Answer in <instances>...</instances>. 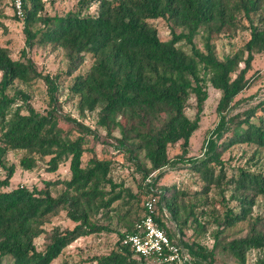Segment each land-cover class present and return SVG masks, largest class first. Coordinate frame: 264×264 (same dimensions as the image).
Here are the masks:
<instances>
[{"label":"trees","instance_id":"1","mask_svg":"<svg viewBox=\"0 0 264 264\" xmlns=\"http://www.w3.org/2000/svg\"><path fill=\"white\" fill-rule=\"evenodd\" d=\"M45 5V0H22L23 16L15 13L25 36L18 58L0 44V169L5 173L0 177V264H51L80 237L111 231L117 234L114 246L94 256L90 264H179L145 258L122 244L126 235L138 230L148 196L156 198L158 225L184 249L187 259L182 264H193V257L195 264H215L219 246L240 264H245L250 250H258L257 264H264V216L252 213L257 198L264 196V170L247 165L229 173L221 158L237 144L255 146V155L264 150V97L230 114L235 97L256 80L257 73L251 70L255 55L264 52V0H78L76 9L53 14L45 11ZM92 6L94 11L89 12ZM160 19L169 23L168 39L159 35ZM239 31H247L248 39L219 58L215 42L234 38ZM198 35L202 48L195 42ZM36 43L64 51L66 76L89 59L87 69L73 76L70 99L82 118L94 112L104 135L136 162L146 181L141 191L145 200L111 178L115 160L95 154L99 136L95 128L70 116L61 121L56 99L60 74L50 78L36 71L25 50ZM37 76L48 85L50 109L45 113L28 103L30 96L23 90L7 93L16 81ZM207 85L220 91L218 121L204 139L202 156L192 161L189 141L199 128ZM191 99L196 109L192 118L186 114ZM177 143L179 151L171 157L168 149ZM9 151H23L18 159L23 171L42 161L46 172H55L68 162L69 173L43 179L39 188L9 189L15 173V164L6 163ZM85 152L90 156L83 161ZM140 153L148 165L140 162ZM187 161L202 181L197 189L157 187L165 167ZM55 186H61L56 195L51 190ZM212 188L219 197L211 204L207 194ZM187 196L194 201L185 202ZM203 206L208 209L195 211ZM164 210L176 231L168 227ZM61 211L74 225L48 229L51 218ZM199 214L217 224L211 247L195 239L187 243L180 236L193 223L197 232L204 231ZM98 215L107 223H97ZM114 218L122 230L110 227ZM241 222L247 224L245 235L225 239L224 230ZM42 236L44 246L38 249L35 242Z\"/></svg>","mask_w":264,"mask_h":264},{"label":"rangeland","instance_id":"2","mask_svg":"<svg viewBox=\"0 0 264 264\" xmlns=\"http://www.w3.org/2000/svg\"><path fill=\"white\" fill-rule=\"evenodd\" d=\"M45 11L47 13H64L69 10L76 9V3L78 0H45ZM95 6L90 7L89 12H93ZM85 12V11H83ZM0 44L7 47L11 52L13 58L20 56V51L25 47L24 45V33H23V22L21 18L15 16L12 0H0ZM37 25V24H36ZM35 25V26H36ZM159 35L162 39L170 38L169 23L165 20L160 19L156 21ZM176 31H180L176 28ZM248 39L247 31H239L234 38L223 37L215 42L216 53L219 58L229 52L239 48L244 41ZM195 42L198 47L202 48V41L200 35L195 38ZM27 56L33 61L35 69L42 75H48L50 78L57 74H60V79L57 80L58 91L56 92V99L59 107L58 112L61 116V121L66 122V117L70 116L78 120L83 121L85 124L95 128L99 134L98 140L95 144V154L99 157H110L115 160L113 167L110 171L111 178L123 187L130 190L132 193H136L141 200H145V195L142 194V190L145 187L146 181H142L141 172L137 171L136 162L130 160L127 154L119 151V147L113 139L106 137L105 131L96 125L95 113H87L86 117L82 118L76 108L74 100L70 99L69 86L73 81V76L79 72H84L88 65L89 59L86 60L85 64L75 70L70 76L63 74L67 68V58L64 51L61 48H52L51 45L38 44L36 43L32 48H25ZM251 72H256V80L249 88L240 92L232 102V109L230 114L241 112L254 103H256L261 97H264V52L255 55V59L252 63ZM20 89L27 93L30 97L28 103L31 104L37 111L45 113L50 109L49 101V90L44 78L40 76L32 78L28 82L16 81L13 87L7 90L9 95H13L14 91ZM208 98L204 102L203 114L199 122V128L192 134L189 141L188 157L195 161L199 159L205 148L203 146L204 139L207 137L209 130L212 129L217 121L218 116L215 111L217 100L220 96V91L213 88L211 85H207ZM19 102L23 99L18 97ZM196 109L194 107L193 99L189 101V106L186 109V114L189 117H193ZM117 131L114 135H117ZM255 146L237 144L227 151H225L221 158L224 161L226 167H229V173L233 167L238 166H249L254 169V165L261 167L264 170V150L261 151L260 155L253 154ZM169 155L172 157L179 151L178 143L172 145L168 149ZM23 154V151H9L6 156L7 164H15V173L11 179L9 189L19 185H25L29 189L39 188L42 186L43 179H56L62 178L69 173V163L65 162L59 165L55 172H46L44 170V164L42 161L38 162V167L31 171H23L18 165V159ZM90 156V153L85 152L83 155V161ZM139 160L142 164L148 165V162L143 158V153H140ZM191 162L179 163L173 168L165 167L163 171L166 173L164 177L157 181V187L176 185L180 188L187 187L191 190L197 189L198 185L201 184V179L198 174L192 172ZM5 173L0 169V177H4ZM156 188V189H158ZM52 193L56 195L61 190V186L52 187ZM226 195L229 194L227 190ZM208 199H218V190L212 188L207 194ZM141 201V204H142ZM184 201H194L193 196H187ZM115 202L113 205H116ZM231 202L230 204H233ZM212 204V203H211ZM208 209V206L197 207L196 212ZM164 218L169 228L176 231V226L173 220L170 218L169 211L164 210ZM253 215L264 216V196H259L256 200V204L253 207ZM166 215V216H165ZM200 224L205 226L202 233L197 232L194 228L195 224L189 225L184 228L183 234L180 236L187 243L192 242L194 239L200 244L206 247H211L213 244V236L217 230V224L214 223L211 217L205 214H199L197 216ZM97 223L106 224V220L102 219L101 216H97ZM54 225H61L62 227H72L74 222L70 221L64 216V212L53 216L51 222L46 227L50 229ZM110 227L115 230H122L123 227L114 218L110 222ZM247 230V224L244 222L238 223L237 225L227 228L222 233L225 235V239L229 240L233 237H239L245 235ZM200 233V234H199ZM117 240V234L114 231L111 232H99L88 236H83L73 242L71 245L66 247L62 254L53 260L51 264H62L64 261L69 263L79 264H90L91 259L94 256H100L108 253L114 246ZM44 237L36 239V246L41 249L44 246ZM215 264H240L231 254L224 251L220 246L214 251ZM259 256L258 250H250L247 253V259L245 264H257ZM193 264L194 257H193ZM149 262L153 263L154 260Z\"/></svg>","mask_w":264,"mask_h":264},{"label":"built area","instance_id":"3","mask_svg":"<svg viewBox=\"0 0 264 264\" xmlns=\"http://www.w3.org/2000/svg\"><path fill=\"white\" fill-rule=\"evenodd\" d=\"M18 17L23 16L22 0H12ZM156 198L148 196L144 202L147 213L138 223V230L126 235L123 245L129 246L134 253L157 262H175L182 264L187 259L184 249L171 242L166 231L154 219Z\"/></svg>","mask_w":264,"mask_h":264}]
</instances>
